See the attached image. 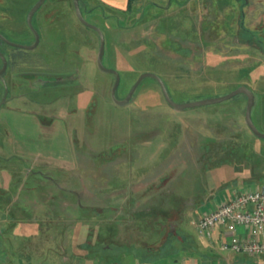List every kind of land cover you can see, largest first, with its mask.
I'll list each match as a JSON object with an SVG mask.
<instances>
[{
    "label": "rangeland",
    "instance_id": "obj_1",
    "mask_svg": "<svg viewBox=\"0 0 264 264\" xmlns=\"http://www.w3.org/2000/svg\"><path fill=\"white\" fill-rule=\"evenodd\" d=\"M36 1L0 0V35L30 45L25 16ZM245 1L211 0L206 9L179 10L143 0L128 13L82 0L79 7L104 36L103 67L120 76L116 100L145 73L159 77L176 104L246 87L255 97L252 122L264 133V0ZM31 25L38 35L33 50L0 45L15 58L3 76L7 92L0 104L2 202L9 204L14 182L69 179L84 190L86 221L107 218L113 207L123 241L132 233L127 241L139 242L143 211L180 212L189 218L181 228L194 233L212 204L264 185V139L245 124L244 95L175 111L156 81L145 78L119 106L110 95L114 76L97 67L98 35L78 22L72 0H44ZM1 94L0 86V102ZM164 196L179 200L178 207ZM149 197L157 201L144 203ZM10 217V208L0 211V228ZM121 249L123 262L137 261Z\"/></svg>",
    "mask_w": 264,
    "mask_h": 264
},
{
    "label": "crops",
    "instance_id": "obj_2",
    "mask_svg": "<svg viewBox=\"0 0 264 264\" xmlns=\"http://www.w3.org/2000/svg\"><path fill=\"white\" fill-rule=\"evenodd\" d=\"M82 1L84 4H97L121 13L126 11L129 2V0ZM154 1L155 5L156 2L167 3L168 6L172 4L179 10L181 8L192 10L197 5L201 9H206L207 4L211 6V0ZM133 2L139 6L143 0ZM1 195L5 196L4 193H0V197ZM85 198L84 190L82 188L80 190L75 181L62 177L34 180L32 184L22 186L21 183L14 182L9 204L0 200V211L11 209L10 221L0 228V264H127L128 262L120 259L121 248L132 253L144 252L133 264H264V255L222 251L219 247L220 240L227 242L232 236L246 238L249 233L247 228L238 227L232 232L224 226L218 229L214 238L208 239L199 234V231L191 233L183 230L181 228L183 221L188 219L189 223V218L176 211H173V215L170 212V216L166 218L168 221L160 226V231L155 235H151L148 228L138 231L141 240L139 242H132V238L127 241L132 233L127 234L123 241L119 231L110 239L112 232L105 229H103L105 238L99 239L89 228L96 226L95 221L104 222L102 221L104 218L97 216L94 220L93 215H90L91 219L89 222L86 221L88 216L85 214L89 210H86ZM130 198H127L126 202L132 203ZM166 198L171 199L170 196ZM228 198L230 197H226L225 200ZM149 199L151 201L146 200L144 203L157 201L153 197ZM113 212L115 209L112 207L107 217L108 224L99 225L119 226L117 220L121 216ZM159 218L160 216L156 217V220ZM99 233L101 234V231ZM146 236L148 237L145 238Z\"/></svg>",
    "mask_w": 264,
    "mask_h": 264
},
{
    "label": "built area",
    "instance_id": "obj_3",
    "mask_svg": "<svg viewBox=\"0 0 264 264\" xmlns=\"http://www.w3.org/2000/svg\"><path fill=\"white\" fill-rule=\"evenodd\" d=\"M196 226L199 234L208 239L224 226L232 232L245 227L249 230L246 238L232 236L227 242L220 240V249L264 255V185L232 192L229 199L202 212Z\"/></svg>",
    "mask_w": 264,
    "mask_h": 264
},
{
    "label": "water",
    "instance_id": "obj_4",
    "mask_svg": "<svg viewBox=\"0 0 264 264\" xmlns=\"http://www.w3.org/2000/svg\"><path fill=\"white\" fill-rule=\"evenodd\" d=\"M44 0H37L32 7L29 9V11L26 14L25 17V24L27 29L29 30V32L32 34L33 37V42L31 45L28 46H21V45H17L14 43H11L9 41H7L5 38H3L0 35V40L5 43L6 45H8L9 47L12 48H17L20 50H25V51H30L33 50L38 43V35L35 32V30L32 28L31 26V17L32 15L35 13V11L40 7V5L43 3ZM72 4H73V8L75 11V15L77 20L79 21L80 24H82L84 27L89 28L91 30H93L99 38V49H98V53H97V67L99 68V70H101L102 72L111 74L114 76V84L111 88L110 91V95L111 98L113 100V102L116 105H126L130 99L132 98L135 90L137 89V87L139 86V84L142 82V80H144L145 78H151L153 80L156 81V83L158 84L160 91L162 93V96L165 100V102L171 107L173 108L175 111H181V110H185V109H191V108H197V107H203V106H208V105H215V104H219L228 100L233 99L234 97L238 96V95H244L246 97V107H245V113H244V119H245V124L247 126V128L250 130V132L257 138L260 139H264V133H260L256 127L254 126L253 122H252V118H251V112L254 106V101H255V97L254 94L248 90L246 87H239L236 90L232 91L231 93L222 96V97H218V98H209V99H204V100H200V101H195V102H188L185 104H176L174 103L171 99L170 96L168 94V91L164 85V83L162 82V80L157 77L154 74H150V73H145L140 75L135 84L133 85V87L131 88V90L129 91L128 95L121 101H118L115 99V92L118 88L119 82H120V76L119 74L114 71V70H109V69H105L102 65V58H103V54H104V45H105V41H104V36L101 32L100 29L89 25L82 17L81 11H80V7H79V0H72ZM0 62H1V66H0V83L3 87V94H2V99L0 104H2L4 102L5 99V95H6V86L4 83V80L2 78L4 72H5V68H6V61L3 57V55L0 53Z\"/></svg>",
    "mask_w": 264,
    "mask_h": 264
},
{
    "label": "trees",
    "instance_id": "obj_5",
    "mask_svg": "<svg viewBox=\"0 0 264 264\" xmlns=\"http://www.w3.org/2000/svg\"><path fill=\"white\" fill-rule=\"evenodd\" d=\"M134 0H129V2H128V7H127V9H126V11L125 12H123V13H128V12H130L131 11V9H132V6H133V2ZM165 197V196H164ZM164 197H162V198H164ZM171 199H173V202H172V206H174V204L175 205H177L178 204V201L177 200H175L174 201V198L172 197ZM178 199V198H177ZM173 210V209H172ZM157 210H155V209H153V210H147V211H143V214H142V216L139 218V217H137V216H133L134 218H139L140 220H142V222H143V224L142 225H138V227H139V231H142V230H145L144 229V226H145V228L147 229H149V231L152 233L151 235H155L156 233H158L159 231H160V226H163V224H161V222H159L160 220H156V217H158V216H160V218L162 219V220H164V222H167L168 220L166 219V218H168L169 216H170V211L169 212H167V211H162V212H156ZM130 214L132 215L133 213L132 212H130ZM93 218V217H92ZM133 218V219H134ZM108 218H104V219H102V221H104V222H102V223H109V221L107 220ZM170 219V218H169ZM138 220V219H137ZM163 222V223H164ZM99 223H101V222H96V224H94V225H96L94 228H89V230L91 231V233H93L94 232V234H96V237H98L99 239H103V238H105V237H103V233H105L104 231H103V229H105L107 232H112V233H110L111 234V238L110 239H113L114 237V235L113 234H115L116 232H118L119 230H118V227L119 226H117V225H112V226H108V225H105L104 226V224L102 225V226H100L99 225ZM101 223V224H102ZM146 224H147V226H146ZM93 227V226H92ZM96 228V229H95ZM101 231V234L99 233L100 231ZM116 235H118V234H116ZM152 237H155V236H152ZM120 248H118V251H120L119 250ZM122 251V250H121ZM128 252H130L129 250H126V253H128ZM133 253H135L136 254V256L137 257H139L140 255H143V253L144 252H141V251H134ZM136 257V258H137Z\"/></svg>",
    "mask_w": 264,
    "mask_h": 264
},
{
    "label": "flooded vegetation",
    "instance_id": "obj_6",
    "mask_svg": "<svg viewBox=\"0 0 264 264\" xmlns=\"http://www.w3.org/2000/svg\"><path fill=\"white\" fill-rule=\"evenodd\" d=\"M79 3H80V2H79ZM41 5H42V4H41ZM41 5H40V6H41ZM31 7H32V6H31ZM38 9H39V8H38ZM38 9H37V10H38ZM37 10H36V11H37ZM28 11H29V10H28ZM36 11H35V12H36ZM26 14H27V13H26ZM33 15H34V14H33ZM33 15H32V16H33ZM25 17H26V16H25ZM31 20H32V17H31ZM78 22H79V21H78ZM81 25H82V24H81ZM31 26H32V25H31ZM82 26H83V25H82ZM26 28H27V27H26ZM27 30H28V29H27ZM28 31H29V30H28ZM35 32H36V31H35ZM29 33H30V32H29ZM30 34H31V33H30ZM1 36H2V35H1ZM31 36H32V34H31ZM2 37H3V36H2ZM3 38H4V37H3ZM5 39H6V38H5ZM6 40H7V39H6ZM7 41H8V40H7ZM32 42H33V37H32ZM11 43H12V42H11ZM31 44H32V43H31ZM31 44H30V45H31ZM37 44H38V43H37ZM0 45L3 46V47H4V46H5V47H9V46L6 45L5 43H3L1 40H0ZM10 48H12V47H10ZM16 49H17V48H16ZM0 53H1V51H0ZM1 54L3 55V57H4L5 61H6V68H5V72H6V71H8L9 68H11V66H14V65H15V58H14V55H13L11 52H8V51H5V52L3 51V53H1ZM75 54H76V53H74V55H75ZM13 60H14V61H13ZM0 66H1V62H0ZM5 72H4V74H5ZM4 74H3V76H4ZM3 76H2V78H3ZM15 77H17V78H21L22 80H23V79L28 80V79H27L28 76H27V77H26V76H23V75L21 76V74H19V73H17V76H15ZM28 78H29V77H28ZM33 78H34V77H33ZM33 78L31 77L30 79H33ZM59 79H60V78H55V79L53 80V82L56 83V84H58L57 81H58ZM67 79H69V77H67ZM4 83H5V82H4ZM60 84H61V83H60ZM14 85H15V84H14ZM58 85H59V84H58ZM0 86H1L2 94H3V87H2V85H1V83H0ZM5 86H6V85H5ZM64 88H68V89H69V85H68L67 87H60V86H59V87H57V88H55V89H56L57 92L60 93L61 90H63ZM47 90H48V91H52L53 88H47ZM2 94H1V96H2ZM161 94H162V93H161Z\"/></svg>",
    "mask_w": 264,
    "mask_h": 264
}]
</instances>
